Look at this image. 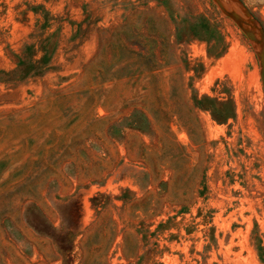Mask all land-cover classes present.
Instances as JSON below:
<instances>
[{
  "label": "rangeland",
  "instance_id": "374dc122",
  "mask_svg": "<svg viewBox=\"0 0 264 264\" xmlns=\"http://www.w3.org/2000/svg\"><path fill=\"white\" fill-rule=\"evenodd\" d=\"M0 264H264L259 64L212 0H0Z\"/></svg>",
  "mask_w": 264,
  "mask_h": 264
},
{
  "label": "water",
  "instance_id": "95a60500",
  "mask_svg": "<svg viewBox=\"0 0 264 264\" xmlns=\"http://www.w3.org/2000/svg\"><path fill=\"white\" fill-rule=\"evenodd\" d=\"M217 9L242 31L251 43L259 64L264 90V29L240 0H212Z\"/></svg>",
  "mask_w": 264,
  "mask_h": 264
},
{
  "label": "bare ground",
  "instance_id": "6f19581e",
  "mask_svg": "<svg viewBox=\"0 0 264 264\" xmlns=\"http://www.w3.org/2000/svg\"><path fill=\"white\" fill-rule=\"evenodd\" d=\"M233 62H235V61H233ZM232 63V62H231ZM227 64H228V62H227ZM230 64V63H229Z\"/></svg>",
  "mask_w": 264,
  "mask_h": 264
}]
</instances>
